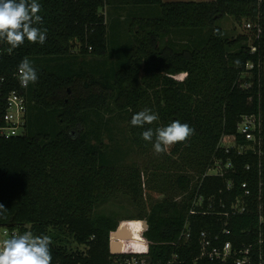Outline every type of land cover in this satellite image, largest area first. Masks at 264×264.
I'll list each match as a JSON object with an SVG mask.
<instances>
[{"label": "trees", "instance_id": "trees-1", "mask_svg": "<svg viewBox=\"0 0 264 264\" xmlns=\"http://www.w3.org/2000/svg\"><path fill=\"white\" fill-rule=\"evenodd\" d=\"M38 2L45 43L25 40L10 50L0 41L1 76L10 80L28 58L39 77L23 89L25 134L0 139V204L7 209L0 227L51 237V264H128L133 256L166 264L173 255L177 264H235L199 259L201 233L214 237L225 229L230 235L222 242L235 251L257 249L261 237L264 257V1ZM226 17L251 25L248 34L229 38L217 25ZM128 19L133 45L115 41L127 37L119 26ZM145 108L158 120L132 126V115ZM114 113L125 117L130 145L148 159L144 169L119 164V150L103 143L100 123ZM244 116L261 121V156L220 147L222 139L247 145L237 130ZM173 120L195 134L157 155L155 138L145 141L141 134ZM217 161L233 169L204 177ZM121 195L138 205L135 218L98 211ZM196 196L203 203L190 215ZM236 203L244 204V213L233 214ZM122 220L147 221L150 245L143 255L130 247L112 252L110 233ZM186 221L191 239L175 247Z\"/></svg>", "mask_w": 264, "mask_h": 264}, {"label": "built area", "instance_id": "built-area-1", "mask_svg": "<svg viewBox=\"0 0 264 264\" xmlns=\"http://www.w3.org/2000/svg\"><path fill=\"white\" fill-rule=\"evenodd\" d=\"M263 2L264 0H259ZM247 29H251V25L247 24ZM255 51V49H252ZM252 65L249 64L247 69H252ZM12 80H15L19 87L14 88L12 83H10L9 78L6 76L0 75V139L8 140L14 137L23 136L26 131V121L28 114V100L26 98L19 79L18 71L11 76ZM238 133L239 135L245 137L247 145L241 146L230 141V145H225L224 139L220 142V147L225 148L226 153L230 149H237L238 154H242L244 150H251L253 153L262 155L261 146H262V124L258 117L255 116H244L241 119V122L238 124ZM233 169L231 162L223 164L222 162H215L213 167L206 173L204 177L213 176V177H224V175ZM249 170V166L246 167ZM228 188H231V182L228 183ZM242 189L244 190L246 196H250V191L248 189L247 183L242 184ZM264 189V183L259 182V194H262ZM260 200V199H259ZM203 203V197L196 196L193 208L190 211V215L198 214V211H195L196 207H199ZM244 204L240 205L236 203L232 206L233 214L238 213L242 214L245 212ZM263 209V204L260 205V210ZM227 216V214H225ZM140 224V241L133 242V239L130 237L128 239H121L118 237L120 228L125 222H121L116 231L110 233V245L114 246H123L127 243H135L141 246L148 247L150 245L149 241L145 238V233L148 231L147 221L141 220L138 222ZM260 223L264 224V215H260ZM129 224V223H128ZM24 232L19 227L10 228L0 227V242L5 239H9L12 236L21 235ZM230 232L228 229H225L220 232V234L212 237L208 232H202L200 235V260H207L211 263L219 262L226 263L229 260H234L235 264H264L263 257V241L260 237L257 243V249L254 245H249L247 248L235 251L233 249L232 243L222 242V236H228ZM191 239V229L189 221H186L182 233L178 239V243H174L173 246L177 247L179 242L186 243ZM141 255V254H140ZM143 255V254H142ZM178 256L173 255L171 259L166 264H177ZM128 264H146L145 260L141 257L133 256L128 262Z\"/></svg>", "mask_w": 264, "mask_h": 264}, {"label": "clouds", "instance_id": "clouds-1", "mask_svg": "<svg viewBox=\"0 0 264 264\" xmlns=\"http://www.w3.org/2000/svg\"><path fill=\"white\" fill-rule=\"evenodd\" d=\"M42 10L38 0H0V41L6 42L11 49L25 43L43 45L47 37V29L37 27L43 23L39 14ZM18 79L22 87L38 82V73L28 58H24L18 65ZM158 115L149 108H145L131 117V125L143 127L158 120ZM195 134V129L187 123L173 120L166 127L155 130L148 128L141 136L145 141L152 142L157 155L165 153L171 146L186 141ZM7 209L0 204V215ZM51 237L36 236L31 232L12 236L0 242V264H51Z\"/></svg>", "mask_w": 264, "mask_h": 264}, {"label": "rangeland", "instance_id": "rangeland-1", "mask_svg": "<svg viewBox=\"0 0 264 264\" xmlns=\"http://www.w3.org/2000/svg\"><path fill=\"white\" fill-rule=\"evenodd\" d=\"M178 1H213V0H178ZM157 9H160L157 6ZM133 21L128 19L125 22H122L119 26L120 31L126 29L128 34L126 38H122V36L115 40L119 43H128L129 45H133V39L131 36V27ZM217 25L221 27V29L227 34L229 38H236L238 36H244L248 34L247 23L241 22L237 23L235 19L226 17L217 22ZM110 40V39H109ZM114 41V42H115ZM113 42V43H114ZM110 47V46H109ZM70 93V90H69ZM118 114L114 113L113 115H104V120L100 123V137L105 145H110L112 149H118L119 152L116 155L119 159V164L124 166H137L140 169H144L147 164V158L141 155L138 150L133 148L129 143V133L127 129V122L124 119L125 117H119ZM94 127V126H93ZM91 129V128H90ZM230 141H224L225 145H230ZM121 144V145H120ZM109 146V147H110ZM151 196L154 198H160L157 193L151 192ZM138 205H133L131 201H129L124 196H118L115 201H112L108 204L102 206L98 211L104 213H118V217H136L139 213ZM122 219V218H120ZM126 224H123L120 228V233L125 234L128 233L129 237L133 239V242L140 241V224L139 221H126L122 220ZM120 221V222H122ZM129 223V224H128ZM127 247H130L131 254H144L147 251V247L141 246L135 243H127L123 246H115L112 249L113 253H124ZM72 250H76L77 247L72 245ZM80 251H83V247L79 248Z\"/></svg>", "mask_w": 264, "mask_h": 264}, {"label": "crops", "instance_id": "crops-1", "mask_svg": "<svg viewBox=\"0 0 264 264\" xmlns=\"http://www.w3.org/2000/svg\"><path fill=\"white\" fill-rule=\"evenodd\" d=\"M164 3H172V2H196V1H178V0H162ZM214 1V0H213ZM202 2H212V1H200ZM199 2V3H200Z\"/></svg>", "mask_w": 264, "mask_h": 264}, {"label": "water", "instance_id": "water-1", "mask_svg": "<svg viewBox=\"0 0 264 264\" xmlns=\"http://www.w3.org/2000/svg\"><path fill=\"white\" fill-rule=\"evenodd\" d=\"M118 237L121 238V239H128L129 238V235L128 233H125V234H121L120 232L118 233ZM111 248L115 247L114 245H110Z\"/></svg>", "mask_w": 264, "mask_h": 264}]
</instances>
